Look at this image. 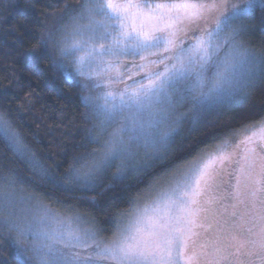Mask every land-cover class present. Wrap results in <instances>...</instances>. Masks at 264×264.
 I'll return each mask as SVG.
<instances>
[{"label": "snow or ice", "instance_id": "1", "mask_svg": "<svg viewBox=\"0 0 264 264\" xmlns=\"http://www.w3.org/2000/svg\"><path fill=\"white\" fill-rule=\"evenodd\" d=\"M256 5L257 0H84L79 13L69 14L74 22L85 16L103 17L77 27L79 38L61 48L60 54L75 56L77 75L89 80L105 77L103 85L94 87L106 89L104 119L86 131L88 141L100 148L85 154L96 158L80 168L75 162L83 157L72 158L67 171L74 183L91 186L113 165L120 178L140 175L152 166L150 161L168 158V146L189 113L195 118L220 104L242 105L246 90L264 73V54L244 47L238 41L241 29L232 22ZM259 6L264 8V0ZM51 38L52 33L42 29L40 45L46 47ZM96 39L104 43L96 45ZM128 56L139 57L140 62L123 63L121 58ZM83 100L94 107L91 96ZM186 104L188 113L179 112ZM232 135L226 134L223 144L203 159L194 158L151 203L141 207L130 200L129 218L123 221L125 213L117 214L108 242L98 239L95 230H81L79 216L74 223L72 218L52 220L47 210L37 213L35 205L8 190L9 185L23 182L21 178L4 176L0 235L16 233L18 264L33 259L36 264H201L202 256L213 257L203 264H231L236 254L259 257L264 264V215L258 231L245 230L236 222L240 213L233 212L223 229L216 222L224 235L201 242L200 230L208 236L209 218L219 214L216 193L224 175L228 180L223 183L237 196L243 183L253 198L264 203V164L255 171L256 159L264 161V121L234 143L229 142ZM0 138L23 155L26 145L6 111H0ZM141 152L148 158L143 163L137 160ZM32 166L39 167V162L33 160ZM224 211L227 214V208ZM48 221L54 227H48ZM20 240L31 241V257L25 255L28 249Z\"/></svg>", "mask_w": 264, "mask_h": 264}, {"label": "trees", "instance_id": "2", "mask_svg": "<svg viewBox=\"0 0 264 264\" xmlns=\"http://www.w3.org/2000/svg\"><path fill=\"white\" fill-rule=\"evenodd\" d=\"M83 4L84 0H0V111L8 113L26 145L20 155L0 138V178L20 177L23 182L9 185L8 190L26 204L58 218H85L106 239L113 233L117 214L130 209V200L150 193L152 186L177 174L197 153L216 147L226 134L264 118V73L246 90L247 99L239 107L220 104L195 118L189 113L164 162L150 161L152 166L140 175L129 173L124 178L114 175L113 165L91 186H81L67 170L73 157H83L76 160V168L96 158L85 155L100 148L88 141L86 131L100 125L102 116L95 106L84 103L83 97L89 94L74 69L75 56H61L60 49L76 36L72 29L82 28L88 18L70 19L69 14L75 16ZM232 24L241 29L238 41L244 47L264 54V8L259 0L252 12ZM42 29L52 33L46 47L40 45ZM178 111L188 113V105ZM142 155L138 159H148ZM33 160L39 167L32 166ZM14 234L0 235V264H18ZM30 264H36L35 259Z\"/></svg>", "mask_w": 264, "mask_h": 264}, {"label": "rangeland", "instance_id": "3", "mask_svg": "<svg viewBox=\"0 0 264 264\" xmlns=\"http://www.w3.org/2000/svg\"><path fill=\"white\" fill-rule=\"evenodd\" d=\"M232 0H230L231 2ZM238 0H235L234 3H238ZM87 18V16H86ZM89 18V17H88ZM88 18L85 20V23H83L81 25L82 28H84L85 26L89 25L92 21H89ZM94 19V18H92ZM103 19H98L97 22L102 21ZM211 23V21H209ZM77 28L72 29L71 32H76ZM100 31H102V29H100ZM87 35V34H86ZM79 37L76 36H72L70 37L71 41L73 39H78ZM71 43V42H70ZM101 43H104V41H101L100 39H96L95 44L99 45ZM227 52V49H224L221 53L220 56L221 58L224 56V54ZM122 62L128 65H131L132 63H139V57H122L121 58ZM75 71H76V66L74 67ZM209 75H211V72H209ZM80 76V75H79ZM82 78V80L85 83V89L88 92V96H91L93 98V105L98 109V113L102 116V120L104 119V113H103V108L102 105L104 103L103 101V96H104V92L106 91V89L104 87H100V88H96L94 87V85L96 83H100L101 85H103L105 83V77L100 76V77H93V79L89 80L86 79L83 76H80ZM227 104V103H226ZM261 121H264V118L262 120H260L259 122L252 124L250 126H247L241 130H238L236 132H233V135L230 137V143H234L237 139L242 138L243 135L245 134H250L251 131L255 130V126H258L259 123ZM115 127V125H113L112 127H108L106 129V139H108V133H110L113 128ZM125 138H127V134H125ZM223 144V141L220 142L216 147L209 149L205 152H202L199 156L194 157L197 160L203 159L204 157H206L209 153H211L212 151H214L215 149H217L218 146H221ZM144 156V155H142ZM193 158V159H194ZM193 159H191L184 167H182L179 172L175 175H171L165 179H163L160 184H158L157 186H152V189H150V193L145 194L144 197H141L138 200H135V202L137 203L138 206H143L146 203H151L156 197L157 195L165 190L167 187H169L172 183V181L176 178H178L181 174L182 171L188 166V164H190ZM141 163H143L144 161H146L147 159H138ZM256 163V168L255 171L258 172L260 169L261 164H264V161H261L260 159H256L255 161ZM228 180V176L224 175L220 181H218L219 183H221V188L220 190L216 193L217 197L219 198V214L216 215L214 218L210 217L209 218V223L212 225V228L209 230L208 232V236H204V229H201V242L206 241L209 237H211L212 239H215L217 235H224V232L222 230H218L216 228V222L219 221L220 225H221V229H223L224 227V220L230 218L231 213L233 212H239L240 216L236 218V222L240 223L243 228L245 230H247L248 228H255L257 231L260 228V217L262 215H264V203L260 202L258 199L253 198L250 195V190L246 189L244 187V184L242 183L241 185V190H240V194L239 196H237L233 189L231 187H229V185L227 183H223V181H227ZM231 184L234 185L235 184V179L233 178L231 180ZM235 206V207H233ZM225 208H227V214H225ZM130 210V209H129ZM129 210L127 212H125V215L123 217H121V219L123 221H127V219L129 218ZM37 213H39V208H36ZM52 220L55 219H62L64 221H67L68 219H64L61 218V216H59L60 218L56 217L55 215L52 214V216L50 215ZM242 218V219H241ZM82 220V221H81ZM86 220L85 218L80 219L79 223V227L81 228V230L84 229H92L97 231V238L98 239H103L105 240V242L110 241V239L113 236L112 235L109 238H103L101 231L96 228L93 224H91L90 222H86L84 221ZM48 227H54V224L51 221L46 222ZM74 223H76V221H74ZM89 227H88V226ZM207 227V226H206ZM15 233V232H14ZM16 237V233L14 234V238ZM20 245L26 249H28L26 251V253L31 252V241H24V240H20ZM84 254H87L86 252ZM201 264H203V262L205 260L208 259H213V257L210 256H202L201 258ZM231 264H261V258L256 257L255 259H253L252 257H240L239 254H236L235 256L231 257Z\"/></svg>", "mask_w": 264, "mask_h": 264}]
</instances>
